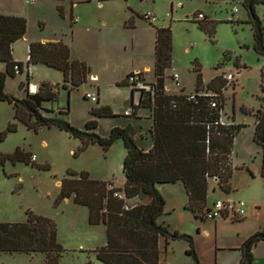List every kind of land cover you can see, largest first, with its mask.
<instances>
[{
  "label": "rangeland",
  "instance_id": "374dc122",
  "mask_svg": "<svg viewBox=\"0 0 264 264\" xmlns=\"http://www.w3.org/2000/svg\"><path fill=\"white\" fill-rule=\"evenodd\" d=\"M58 7H62V16ZM70 11L72 20L80 19L82 25L70 28ZM199 12L205 16L204 20L215 22L211 38L193 22ZM145 13L153 14L156 21L149 24L143 20L141 16ZM254 13L263 26L264 4L256 5ZM0 15L20 17L26 22L25 38L12 48L15 60L24 63L28 42L61 37L73 48L72 57L76 56L77 61L84 62L89 69L85 82L67 92L62 88L61 73L45 66H37L27 73L28 68L24 67L20 75L7 81V92L21 98L27 75L30 83L48 81L53 86L58 83L57 101L45 103V108L67 109L68 122L77 129L96 120L95 133L99 136H106L111 128L121 127L124 122L136 133L149 126L147 119L135 121L122 115L125 109V112L131 111L129 88L124 84L125 71L153 66L152 26L169 27L171 33V65L163 72L167 94H193L197 75L202 89L217 76H231L221 90L224 104L220 121L224 125L243 127L232 144L230 191L221 192L216 182L208 179L207 205L210 207L216 200L226 204L242 201L245 214L235 218L229 212L214 221L194 219L184 213L181 220L177 211H167L169 204L179 209L180 203L185 201L182 185L174 184L162 186L177 190L178 194L167 198L158 222L163 223L169 233L190 236L200 264H216V260L219 264L229 263L233 254L225 250L226 247L256 232L264 233V180L258 175L261 157L252 141L254 118L244 113H255L264 101V83L261 85L260 81L264 59L252 50L247 13L240 0H34L33 4L26 0H0ZM88 22H92L89 30L85 27ZM4 67L5 64L0 63V69ZM173 73L178 76L179 86L171 79ZM93 74L97 75L96 79L89 78ZM146 76L152 81V73ZM115 79L120 83L114 84ZM86 93L95 96L97 102L84 100ZM99 106L107 107L117 118L91 116L90 110ZM140 115L148 116L149 111L142 110ZM11 123H14L12 106L0 102V156L19 148L34 160L25 165L1 161L0 157V223H24L26 212L48 218L55 223L57 242L64 250L59 264H102L92 251L105 246L104 226L89 225L86 207L73 203L71 198L59 199V187L62 179L67 178V172H84L93 180L122 188L121 166L125 156L122 143L116 141L106 152L96 144L77 152L79 141L55 127H42L35 133L15 122V131L7 132ZM136 138L141 146L147 144ZM138 201L131 199L127 205ZM188 248V243L182 239L168 240L166 247L161 239L159 261L194 264L186 254ZM252 257V264H264L263 243L253 249ZM42 261L43 255L39 253H0V264H41Z\"/></svg>",
  "mask_w": 264,
  "mask_h": 264
},
{
  "label": "trees",
  "instance_id": "16d2710c",
  "mask_svg": "<svg viewBox=\"0 0 264 264\" xmlns=\"http://www.w3.org/2000/svg\"><path fill=\"white\" fill-rule=\"evenodd\" d=\"M240 2L247 13L252 50L264 59L263 26L254 13L255 6L264 4V0ZM57 10L62 16V7ZM193 22L198 23L199 28L211 38L214 21L203 19ZM25 33L24 19L0 15V63L5 64V70L0 72V102L12 106L14 121L8 125L7 132L15 131V122L35 133L42 127H55L79 141L77 152L95 144L106 152L116 141H120L125 150L121 166L124 177L122 188H113L110 183L93 180L84 172H67V178L60 183L59 199L71 198L73 203L86 207L88 224H102L105 228V246L92 251L95 259L102 264H160L158 241L162 238L165 247L168 240L186 241L189 247L186 254L191 256L194 264H200L190 236L169 233L158 223L165 202L157 186L180 183L186 195L184 210L200 220H205L208 211V179H213L221 192L230 191L232 144L243 126L220 122L224 104L221 90L227 81L217 76L206 85V89H202L197 75L195 91L190 94L194 97L192 100L188 99L189 95H167L163 72L171 65V33L169 27H154V83H148V91L137 92L136 105L132 104L130 113L123 116L136 121L139 120V110L149 111L150 126L144 131L147 137L144 141L148 140L150 147L145 150L137 142L129 123L123 127L114 126L106 136H99L95 133L96 120L85 123L83 129H77L68 122L67 109H44L43 103L57 100L53 85L41 83L35 93H29L30 82L27 78L21 98L6 93V79H12L23 71L22 63L12 59V44L23 38ZM27 57L26 68L44 65L60 72L62 88L67 92L84 83L89 73L84 62L70 59L69 47L62 41L45 44L32 42L28 45ZM260 81L262 85L264 69L260 70ZM211 101L215 102L214 108L210 106ZM89 113L97 119L117 118L102 106L92 108ZM244 113L254 118L252 141L260 152L259 177L264 179V101L255 113ZM138 138L143 141V137ZM0 157L1 161L32 164L28 155L19 148ZM114 193L122 194L123 198L114 197ZM135 198L141 202L128 206L127 201ZM25 216L24 223H0V253H39L43 255L41 264H59L64 250L57 242L55 223L32 212H26ZM258 243L264 244V233L256 232L243 241L238 264H252V249Z\"/></svg>",
  "mask_w": 264,
  "mask_h": 264
},
{
  "label": "crops",
  "instance_id": "0c3cea01",
  "mask_svg": "<svg viewBox=\"0 0 264 264\" xmlns=\"http://www.w3.org/2000/svg\"><path fill=\"white\" fill-rule=\"evenodd\" d=\"M61 2V1H60ZM26 3H29V4H33L34 3V0L32 1V2H29L28 0H26ZM200 13V12H199ZM70 25H71V27L70 28H72V25L73 26H75V27H77L78 25H82V22L80 21V19H73L72 20V14H71V11H70ZM142 17V16H141ZM203 17L205 18V16L203 15ZM83 25H85L84 23H83ZM91 25H92V22H88V23H86V25H85V27H86V29L87 30H89L90 28H91ZM157 28V27H156ZM161 28H163V27H161ZM152 30H153V47H154V27L152 26ZM26 34V33H25ZM25 38V35L23 36V38H21L20 40H23ZM20 40H18V41H20ZM59 41H62L64 44H66L68 47H69V50H70V59L71 60H77L78 58L76 57V56H74V57H72V53H73V48H71L70 46H69V43H68V41H66V40H64V39H62L61 37L60 38H58V37H54V38H52V39H48V40H42V41H30V42H28V45L30 44V43H32V42H40V43H42V44H45V43H57V42H59ZM17 42V41H16ZM15 42V43H16ZM15 43H13L12 44V48H13V45L15 44ZM12 54H13V49H12ZM27 54H28V50H27ZM107 54V53H106ZM107 58H108V56H107ZM12 59L15 61V62H20V61H17V60H15L14 58H13V55H12ZM28 60V57H26V60L24 61V63H22V66H23V68L25 67L26 68V66H25V63H26V61ZM80 60H84V59H80ZM21 63V62H20ZM132 64V63H131ZM153 64H154V54H153ZM37 66H44V65H30V67L28 66L27 68H28V72L27 73H30V69H35ZM46 67V66H45ZM26 68V69H27ZM48 68V67H47ZM152 68V70H153V66L152 67H150V65H145V66H143L142 68H140V69H136V70H134V71H130V70H126L125 71V75H124V79H125V77L128 75V74H130V73H133V72H142L143 74H144V81L145 82H147V83H154V76H153V73H152V70L150 71V69ZM48 69H51V68H48ZM5 70V67H4V69H0V72H3ZM53 70V69H52ZM56 71V70H55ZM58 72V71H57ZM60 73V72H59ZM149 73H152V77H153V79H152V81H150L148 78H147V76H146V74H149ZM18 75H20V74H18ZM62 75V74H61ZM27 78H28V75L26 76V80H27ZM90 79H96L97 78V75L96 74H93V75H90V77H89ZM10 80V78H7L6 79V81H5V92L6 93H8L7 92V89H6V83H7V81H9ZM62 80H63V77H62ZM41 83H48V84H52V83H49L48 81H43V82H39V83H30L31 85H35L36 86V88H38V86L41 84ZM62 83H63V81H62ZM120 83V80H118V79H115L114 80V84H119ZM177 83H178V80H177ZM125 84V83H124ZM58 85V83L55 85V89H54V91H57V93H58V90H57V86ZM128 86V85H127ZM178 86H179V84H178ZM128 88H129V104H130V107H131V105L133 104V105H136V103H137V97H138V95H137V93L136 92H133L131 89H130V87L128 86ZM66 91V90H65ZM99 91V89H97V92ZM164 91H165V89H164ZM165 93H166V91H165ZM8 94H10V93H8ZM167 94V93H166ZM178 94H183L182 92H179ZM178 94H175V95H178ZM167 95H170V94H167ZM57 101V100H56ZM55 101V102H56ZM134 101L136 102V103H134ZM55 102H46V103H55ZM44 104L45 103H43V108L44 109H46L45 108V106H44ZM13 110V109H12ZM46 110H52V111H55V110H53V109H46ZM57 110H60V109H57ZM56 110V111H57ZM126 111V109L123 111V115H124V117L125 116H127L128 115V112H125ZM140 112H142V110H139V112H137V116H138V118H139V120H136V121H141L142 119H148V117H149V115L148 116H141L140 115ZM123 115H122V117H123ZM126 119H128V118H126ZM149 120V119H148ZM150 121V120H149ZM124 125H126V123L124 122L123 123V125L121 126V127H123ZM149 126H150V123H149ZM149 126L147 127V128H149ZM134 132V131H133ZM135 133V137H143V141H144V139H146L147 137H146V135H145V132L144 131H138L137 133L136 132H134ZM145 143H147L146 145H144V148H145V150H147L149 147H150V143L148 142V140H145L144 141ZM258 149V148H257ZM259 154H260V152H259ZM260 166H261V160H260ZM259 172H260V167H259V170H258V175H259ZM261 179V178H260ZM262 180H264V179H262ZM175 184H179V185H181L180 183H175ZM164 185H174V184H162V185H158L157 187H159L158 188V191H159V193L162 195V197H163V199H164V202H165V206H166V200H167V198L169 197V196H171V194H172V196L174 195L175 196V194H178V191L177 190H167V189H164L162 186H164ZM123 186V185H122ZM216 201H220V200H216ZM128 202V201H127ZM141 201L139 200L138 201V203H140ZM143 202H146V200L145 201H143ZM183 202V201H182ZM185 203H186V195H185V201H184V203H180V207H179V209L176 207V206H173V205H171V204H169L168 205V207H167V211H168V213L169 212H175V211H177V213H178V215H179V217H180V219L181 220H183L184 219V217H183V214L184 213H187V214H189V215H191L189 212H187V211H185L184 210V205H185ZM244 203V202H243ZM137 204V203H136ZM129 205V204H128ZM133 205H135V204H133ZM132 205V206H133ZM244 207H245V204H244ZM244 214H245V210H244ZM217 221H218V219H216ZM216 220H214V221H216ZM158 221H159V219H158ZM159 223V222H158ZM163 224V223H162ZM216 225V224H215ZM217 226V225H216ZM165 227V226H164ZM178 232V231H177ZM179 232H183V231H179ZM181 234H186V233H181ZM161 239L162 238H160L159 239V241H158V247H159V249H160V246H161ZM163 240V239H162ZM245 239H240V241H237V243L235 244V245H233V246H229V247H226V249L225 250H229L230 251V253H232L233 254V259L229 262V263H220V264H238L239 263V261H240V258H241V252H240V246H241V244L243 243V241H244ZM258 244H260V243H258ZM257 244V245H258ZM256 245V246H257ZM255 246V247H256ZM254 247V248H255ZM253 248V249H254ZM253 249H252V251H253ZM159 252H160V250H159ZM159 263L160 264H165V263H168V262H160L159 261ZM169 264V263H168ZM216 264H219L218 263V261L216 260Z\"/></svg>",
  "mask_w": 264,
  "mask_h": 264
},
{
  "label": "built area",
  "instance_id": "2783aa9c",
  "mask_svg": "<svg viewBox=\"0 0 264 264\" xmlns=\"http://www.w3.org/2000/svg\"><path fill=\"white\" fill-rule=\"evenodd\" d=\"M28 1L32 2L33 0H28ZM233 12H236V9H234ZM142 19L148 22L149 24H153L156 21L155 16L151 13H145L144 15H142ZM203 19L204 17L201 13H196L195 16L193 17V20H196V21H200ZM263 32H264V24H263ZM14 70H17V68L14 67ZM171 79L175 82L176 86H178V83H177L178 76L176 73H173L171 75ZM224 79L226 81H229L232 79V77L228 75ZM125 82L130 87V89L134 92L149 90L148 83L144 81V75L141 74L140 72H133V73L128 74L126 76ZM35 90H36L35 85L30 84L28 86L29 93H35ZM202 96H207V95L202 94ZM193 98H194L193 95L188 96L189 100H192ZM84 99L89 100L91 103L97 102L96 97L89 93H86L84 95ZM210 106L214 108L215 102L211 101ZM33 160H34V157H30V161H33ZM110 188L111 187H108V189ZM113 196L118 199L123 198V195L120 193H114ZM229 212H232L235 218L243 217L244 216V203L242 201H239L237 203L226 204L222 201H215L210 207H208V211L205 213V219L216 220L222 217H226L229 214ZM165 264H168V263H165Z\"/></svg>",
  "mask_w": 264,
  "mask_h": 264
}]
</instances>
